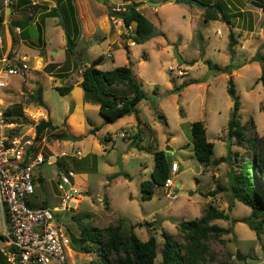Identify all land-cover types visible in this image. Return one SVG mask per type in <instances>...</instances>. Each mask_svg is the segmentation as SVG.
<instances>
[{
    "label": "rangeland",
    "instance_id": "374dc122",
    "mask_svg": "<svg viewBox=\"0 0 264 264\" xmlns=\"http://www.w3.org/2000/svg\"><path fill=\"white\" fill-rule=\"evenodd\" d=\"M89 1L98 15L103 13L107 26L100 23L104 27L102 32L97 26L95 13L90 11L89 6L86 8L87 20L80 23L82 35L78 47L81 48L76 55L81 54L80 60H76L68 52L64 61L63 53L53 56L52 51L48 50L54 43L48 36L46 42L43 38L45 43L43 55L47 66L51 65L53 68L47 70L45 67L38 73L32 68L35 65L38 67L41 59L31 61L27 79L15 76L11 85V88H17L24 82V87L32 91L28 95L30 99L31 95L42 90L43 100L51 112L53 125L58 128L48 129L41 134L40 140L35 139L36 150L41 152L46 160L52 156L57 159L54 165H49L46 161L34 170L36 195L33 205L39 207L46 202L51 208L61 206L65 190L60 188V176L69 169L74 170L77 175L73 185L82 191V194L75 196L70 202L71 212H61L59 217L65 224L71 241L70 245L64 248L65 264H87L97 257L93 245L79 240L82 225L103 228L117 224L120 219H123L126 228L131 227L142 241L148 240L150 236L156 237L158 242L156 261L159 263L162 261L160 251L164 233L174 235L178 243L183 242L179 224L182 221L201 218L210 205L229 213L232 218L230 221L218 220L214 223L224 228H233L232 233L212 242L211 254L215 256L212 264H264V235L259 239L248 225L233 221L248 218L251 209L238 200L232 202L231 192L218 189L219 186L224 188L229 186L231 172L238 171L237 166L243 159H252L257 155L258 148L252 149L247 143L243 147L233 145L232 150L237 154L233 161L236 159V163L205 168L195 159L193 145H189L188 141L190 123L202 121L207 129L208 140L215 145L214 156L220 158L227 155L228 122L233 108V100L228 94V81L231 78L240 98L242 122L249 126L247 138L255 136L264 138V77L261 79L264 70V51L260 53V59L254 61L259 46L264 43L262 11L247 4L245 0H220L231 8L233 26H230L221 18L217 19L218 22L207 23L195 18L191 23L185 7L177 3L162 11L164 17L163 21H160L156 14L155 17L151 15L155 7L141 5L147 3L146 0H104L105 5L98 0ZM258 1L264 4V0ZM2 4L3 0H0V6ZM134 6H138L137 9L145 8L143 14L162 34L144 43L130 46L129 43L133 40L130 37L131 32L127 28L124 31L122 27V33H118L115 25L120 19L115 17L114 13H123ZM103 7L106 9L99 11ZM208 13L211 18H216V11L210 9ZM59 23L62 25V20H59ZM67 24L66 31H72L70 22ZM231 32L237 41L233 52L228 49ZM103 35L109 37L103 40ZM118 35L128 45L109 46L110 38L113 40ZM180 35L182 43L178 41ZM24 45L30 49H39L36 43ZM175 50L184 58L185 64L177 62L174 57ZM109 51L113 52L115 60L107 55ZM101 54H105L103 61L98 64L101 70L113 69L115 65L125 66L128 65V60H131L132 64L128 67L137 74L147 96L137 108L140 119L149 125L143 128L142 145L149 144L153 146V150L165 151L171 161H177L180 165L179 172L174 176V188L177 190L175 200L166 198L162 187L156 188L152 200L141 199L140 183L150 179L154 168V156L135 149L133 143L136 137L132 125L119 127L117 124H106L96 103H89L92 107L86 110L77 107L73 113L75 104L57 92L56 87L72 84L75 77L80 76L84 65L89 66ZM55 59L59 61L56 62ZM207 60L221 67L232 63L234 65L232 74H214L205 63ZM58 65H62L64 73H67L63 77L66 81L64 83H61L62 71L57 69ZM171 67L175 68V71H170ZM179 70L184 74L179 75ZM176 77L178 79L183 77V81L195 78L199 83L189 86L179 94H173L171 90L175 85L173 79ZM16 92L17 90H13L9 94V102L15 105L17 103L22 110L42 108L38 102L33 101L34 99H31L30 106L27 105L22 100L23 92L15 96ZM152 105H156V108ZM32 114L37 117L34 112ZM40 115L41 113L33 122L34 126L38 125ZM133 115L136 119V114ZM72 116L77 118L79 123L84 118L85 136H75L74 131L68 128L67 119H71ZM80 116L83 118L80 119ZM32 127L29 129L27 127L23 132H31ZM69 132L82 140L76 143L66 141ZM123 132L126 134L122 138L120 133ZM108 133L112 134L109 135V139ZM96 140H99L103 148H110L104 157L100 158L98 168L92 163V158H95L93 153H98L94 148ZM168 147L174 151L167 152ZM62 151H67L69 156L60 158ZM76 151L82 152L81 159L74 158L73 154ZM125 155L127 157H124ZM123 169L133 175V182L124 176H115V171L122 172ZM213 192L215 194L210 195ZM72 216H79L81 221L72 219ZM2 230L3 218L0 210V238ZM82 244L93 250L91 255L81 252ZM238 251L246 258L245 261L237 260L235 256Z\"/></svg>",
    "mask_w": 264,
    "mask_h": 264
},
{
    "label": "trees",
    "instance_id": "16d2710c",
    "mask_svg": "<svg viewBox=\"0 0 264 264\" xmlns=\"http://www.w3.org/2000/svg\"><path fill=\"white\" fill-rule=\"evenodd\" d=\"M202 2L209 5V10L212 9L217 12L216 18H211L212 16L207 15L206 21L221 18L228 22L230 26H233L230 16L231 8L226 3L220 0H202ZM137 7L134 6L123 12L126 17L122 21L127 29L133 23L137 24L136 32L134 34L130 33V37L136 43H144L146 40L162 34ZM30 8L25 9L24 12L28 13ZM130 10H132L131 13ZM45 15L62 20L65 31L67 29L66 26H68L67 22H70L72 31H66L67 50L77 60V47L82 30L81 22L77 16L75 0H58L57 7L45 12ZM31 18V14L28 13L24 23H17L19 27L25 29L24 37H29L28 26L32 22ZM0 20L2 19L0 18ZM39 32V37L35 43L43 55L45 43L41 36V31ZM236 43L235 35L231 32L228 45V49L231 52H233ZM104 57L103 54L99 55L83 70L81 86L84 90V99L87 103L99 105V112L105 119L106 124H115L127 116L136 114L138 132L135 134L136 141L133 143V146L140 151L153 152L154 154L155 166L151 173V179L140 183V197L143 201H149L154 197L156 188L163 187L166 180L170 177L171 166L174 161H171L167 157L165 151L153 150V146L149 144L146 146L142 145V142H144L143 128L148 125L140 119L137 111L138 105L147 99L143 85L131 67L117 66L111 70L99 69L97 66L103 61ZM205 63L214 74L231 75L234 69L232 63L225 67H221L210 60H207ZM51 67L49 65L46 69L50 70ZM60 70L62 71L60 74L64 77L67 74L64 73V67H61ZM263 77L264 70L261 79ZM198 83L199 81L195 79L185 80L182 84L175 85L172 93L179 94L187 87ZM72 89L73 86L71 85L56 87L59 95L63 97L70 94ZM154 91L156 93V89ZM228 94L233 100V108L228 122L227 155L220 158L214 156L215 145L208 140L207 129L204 123L202 121H195L191 123L194 157L205 168L210 166L219 167L225 163H236V159L233 161L234 156L237 155L232 150L233 145L243 147L247 143L252 149L258 148L257 155L252 159L245 158L238 164V171L235 173V182L233 184L236 194L235 200L249 207L251 215L248 218L235 219L233 221L248 225L260 239L264 235V138L259 136L247 138L249 126L242 122L240 114L241 102L237 95L233 78L228 81ZM31 99L38 102V93L31 95ZM152 106L156 108V105ZM14 109L16 113H19L16 115L24 116L21 106L14 107ZM160 117L162 116L160 115ZM23 119L25 122L28 121L25 117ZM38 152L33 145L29 149L25 165L29 164ZM115 176H124L128 180H132V177L124 172H119ZM218 189L220 191H229L228 187L219 186ZM214 194L213 192L210 195ZM47 207L48 204L45 202L38 208ZM60 216V213H58L57 217L59 218ZM72 219L81 221L79 216H72ZM218 220L230 221L232 218L229 213L219 210L215 205H210L201 218L182 221L179 224L183 242L178 243L174 235L165 232L164 242L160 251L162 261L159 263L156 261L158 257V242L156 237L150 236L148 240L142 241L131 227L129 229L126 228V223L123 219H120L117 224L103 228L82 225L80 227L79 240L82 243L94 246V252L97 257L87 264H212L215 261V256L211 254L212 242L214 240H221L222 236L233 232L232 227L224 228L214 223ZM149 225L152 226V224ZM80 250L86 254L93 252V250L83 244ZM0 262L6 264L1 250Z\"/></svg>",
    "mask_w": 264,
    "mask_h": 264
},
{
    "label": "built area",
    "instance_id": "2783aa9c",
    "mask_svg": "<svg viewBox=\"0 0 264 264\" xmlns=\"http://www.w3.org/2000/svg\"><path fill=\"white\" fill-rule=\"evenodd\" d=\"M11 4L10 0H3L4 12ZM2 13L3 11H0L1 16ZM130 29L131 27L128 28ZM21 32V28L14 30L18 38ZM30 70L27 56L17 57L7 51L4 36L0 31V210L3 216L1 234L6 243V248L1 251L6 264H65L64 248L68 247L71 241L65 224L57 214L71 212L70 202L75 196L82 194V191L73 185L77 175L74 170L69 169L60 176V188L65 190L61 206L38 208L33 205L36 195L34 170L46 161L49 165H54L57 158L52 156L46 160L45 156L38 152L33 160L25 165L29 149L35 144L37 125L34 126L33 122L37 118L32 112L28 114L26 111L23 117L17 116L12 109L14 103L9 102V94L13 78L20 76L27 79ZM83 70L81 69V74ZM170 71H175V68L171 67ZM178 73L184 74L182 70ZM24 117L28 119L27 122ZM31 126V135L22 131ZM121 136L125 137V133ZM68 156L67 151H62L59 155L60 158ZM73 156L81 159L82 152L76 151ZM179 170V163L173 162L171 175L162 187L169 200L177 198L174 176Z\"/></svg>",
    "mask_w": 264,
    "mask_h": 264
},
{
    "label": "crops",
    "instance_id": "0c3cea01",
    "mask_svg": "<svg viewBox=\"0 0 264 264\" xmlns=\"http://www.w3.org/2000/svg\"><path fill=\"white\" fill-rule=\"evenodd\" d=\"M10 1L12 2L11 7L10 8H7L5 12H4L3 5L0 6V11H3L2 16L0 15V18L2 19V20H0V31H1V33L4 36L7 51L11 52L12 54H15L17 57L18 56H23V55L24 56H27V58L29 59V64H30L31 61L36 62L37 60H40L41 59L42 62L40 64H38V67H36V65H35L32 68V70H35L38 73H41L43 71V69L45 67H47V64L48 63L46 61L45 55H42L39 49H30L27 45H24L25 43L26 44L35 43L36 40H37V39H34L30 35V32H29V27L31 26L32 23H34L37 26V30H38V33L39 34H40L39 31H41V36L43 38H45V42H46L47 37L50 36L51 40L54 43V45L51 47L50 50H48V52L52 51L51 54L53 56H58V55H60V54L63 53L62 54V61L66 60V58H67V52H68V50H67L66 31L64 30L63 26L59 23V20H60L59 18H57V17H46V15H45V12H48L49 10H51L54 7H57L58 0H10ZM198 1H201L202 2V0H198ZM142 2L143 1H139V3H142ZM145 2H153V3H160L161 4L159 7H155L154 10H153V12H152V14H151L152 17H155V14H156L157 17H158V19L160 21H163V17H164L162 11L166 7H171L172 5H174V4L177 3L178 5L185 7V12L190 15L191 23L193 22V20H195V18L198 19V20H200V21H204L205 23H207V22H218L217 20H209V21H206V16L210 14V13H208V10H209V5L208 4H207L208 5L207 8H200V7L195 6L194 4L193 5H184V4H181V3L177 2V1L173 3V2H171V0H160V1H157V0H146ZM35 4H40V5L48 6L49 7V10H46V11L39 10L37 12V14H36V16L34 18V21L33 22H30V25L28 26L29 37H24L25 29L19 27L17 25V23L18 22L19 23L20 22L21 23H24L25 22V20L27 18V14L28 13L31 14L30 13V10H31V8ZM75 5H76V10H77V16H78V19L80 20V22H84L85 20H87L86 18H87L88 11L86 10V8H88V6H89L90 11L91 12H94L95 15H96V18H97L96 20H97V23H98L97 26H99L101 28V31L103 32V29H104L103 26H105L107 24V20H106L105 16L103 15V13H100L99 15L96 13L97 11L93 7L92 2H90L89 0H75ZM102 5H103V3H102ZM27 8H30L29 11H28V13L27 12H24V10L27 9ZM104 9H106V8L103 7L102 10H99V11L102 12V11H104ZM144 9L145 8H141V9H138V10L140 12H142V11H144ZM258 10H261V9H258ZM142 14H143V12H142ZM116 22H117L116 25H115L116 30L118 31V33L121 34L122 33V27H124L123 28L124 31H125L126 27H125V25H124V23H123L122 20H118ZM100 23H102L103 26ZM130 27H131L130 32L132 34H134L136 32V30H137V24L136 23H133ZM15 28H21L22 29V32H21L19 38L14 33ZM193 29H194V27H193ZM218 33H220L219 30H218ZM38 37H39V35H38ZM107 37H109V36H104L103 35V40L104 39H107ZM99 41H102V40H99ZM178 41L180 43H182V35H180V38H179ZM135 43L136 42L134 40H131V42L129 43V45L130 46H133V45H135ZM117 45H118V47H120L122 45H128V43L126 44L125 43V40L120 39V36L119 35L117 36V38H115L113 40L110 38V40H109V46H113L114 47V46H117ZM181 46L182 45H180V47ZM80 48H81V46H79L77 48V52L80 51ZM46 51L47 50H45V52ZM109 52L110 53L107 54V55L110 58H112V59L115 60V56H114L113 52L112 51H109ZM87 54H88V50H87ZM80 55L81 54H79L78 57H77V60L78 61L80 60V57H79ZM103 55L105 56V54H103ZM55 60H56V62L59 61V59H55ZM131 64H132V62L129 59L128 60V65H125V66H129ZM61 66L62 65H58L57 66V69L60 70L61 69ZM87 66L88 65H86V66L84 65V68L87 67ZM117 66H122V65H115V67H117ZM77 70H80V69H77ZM133 72L135 73L134 70H133ZM135 75L138 78V76H137L136 73H135ZM50 79H53V77H50ZM61 79H63V77ZM192 79H195V78H192ZM173 80L175 82V85H180V84H182L184 82L183 81V77H182V79H178V77H176ZM195 80H198V79H195ZM82 81H83L82 74H80V76L77 75L75 77L73 83L72 84H69V85L73 86V89H72L71 93L68 94V95H66V96H64V98L67 99V101H69L70 103H74L75 104L74 109H73L74 110L73 113L76 111L77 107H79L81 110H83V108H84V110H86L89 107H92L89 103L84 102V100H83L84 99V90H83V88L81 86ZM64 82H66V81H64V79L61 80V83H64ZM24 85H25V83L24 82L23 83L21 82L19 84V87H17V88H11V92L13 90H17V92L15 93L16 94L15 96H17V93H20L21 90H22V92L24 94L23 95L24 97L22 98V100H24V102H26V104L30 106L32 100L28 97V95L31 94L32 91H30L29 88H25ZM20 86H23V88L20 87ZM172 90H171V93H172ZM19 96H21V95H19ZM141 103L138 105L137 108L140 107ZM14 107H17V103H16V105L15 104L13 105V108L12 109H13V112L15 114H19V113H16L15 112ZM97 109H99V106H97ZM24 111H26V113H29V112H32L33 113L34 112L35 114H37V117H38V114L41 113L39 120H37L39 122L41 120H46L48 117L51 119V112L48 109V107H47L46 110L45 109H42L40 107L37 108L36 110H32V109H26L25 110L24 109L23 110V115L25 113ZM20 117H22V116H20ZM79 118L81 119V118H83V116H80ZM83 119H82V122L81 123L77 122V118H74L73 116H72L71 119H67L68 128H70L71 130L74 131L75 136H85L86 130H85V123H84V120ZM115 124L119 125V127L131 126L132 125L131 127H133V132L135 134L138 132L137 120L135 119L134 115L127 116V117L119 120ZM115 124H113V125H115ZM182 125H184V124H182ZM112 126H110V127H112ZM26 129H27V127L24 128L22 131H25ZM29 133H31V132H29ZM123 133L126 134V132H123ZM123 133H120V135L123 134ZM109 135L112 136V134L108 133V139H109ZM188 141H190L189 142L190 143L189 145H192V139H191V123H190V138H189ZM94 148L96 149V151L98 153L97 154L96 153H93L94 156H95V158H92V163H93V165L96 164V168H98L99 167V163H100V158L101 157H104V155L106 154V151L109 150L110 148H106V149L103 148L100 145L99 140H96L95 141ZM135 149H137V148H135ZM139 152H145V153L153 154V152L150 153V152H147V151H140L139 150ZM100 154H103V156H100ZM153 156H154V154H153ZM124 157H127V156L125 155ZM142 157H144V156H142ZM122 162H123V159H122ZM174 162H177V161H174ZM154 166H155V161H154ZM122 172H124L126 174H129L132 177V180L131 181L133 182V179L134 178H133V175L132 174H130L128 171H125V169H123ZM117 173H119V171H115L114 172V174H117ZM150 179H151V176H150ZM2 218H3V216H2ZM5 248H6V243H5L4 239L1 236V238H0V250H3Z\"/></svg>",
    "mask_w": 264,
    "mask_h": 264
},
{
    "label": "water",
    "instance_id": "95a60500",
    "mask_svg": "<svg viewBox=\"0 0 264 264\" xmlns=\"http://www.w3.org/2000/svg\"><path fill=\"white\" fill-rule=\"evenodd\" d=\"M99 2L105 4L104 0H98ZM247 4H251L252 6L258 8V9H261L263 14H264V4H261L260 2L256 1V0H245ZM171 2H176L175 0H171ZM179 3L181 4H184V5H195L197 7H200V8H207L208 5L207 4H204L202 3L201 1H198V0H180L178 1ZM144 4H147L149 6H153V7H159L161 4L160 3H153V2H147V3H142L141 5H144ZM39 10H43V11H46V10H49V7L48 6H44V5H40V4H35L31 10H30V13H31V16H32V22L34 21V18L37 14V12ZM132 10H130V13H131ZM114 16L117 17L118 19L120 20H124L126 15L123 14V13H114ZM29 32H30V35L34 38V39H38V30H37V26L36 24L32 23L31 26L29 27ZM264 51V43L261 44L257 50V54H256V57L254 59V61H258L260 59V53ZM174 57L176 58L177 62L179 64H185V61L184 59L182 58V56L180 55V53L178 52V50H175L174 51ZM38 103L39 105L44 108V109H47L45 103H44V100H43V94H42V90H39L38 91ZM71 112H72V109H71ZM48 129H51V130H55L56 127L53 125V122L52 120L48 117L46 120H41L38 125L36 126L35 128V139L38 140L40 137H41V134L48 130ZM66 141L68 142H73V143H76V142H79L81 141V138H78V137H75L73 136L70 132L68 133L67 137L65 138ZM166 151H171L173 152L174 150L172 148H167ZM235 182V173L234 172H231L230 176H229V186H228V189H229V192H231L232 196V202L235 200L236 198V194L234 192V189H233V184ZM238 261H245V257H243L240 253V251L237 252L236 256Z\"/></svg>",
    "mask_w": 264,
    "mask_h": 264
}]
</instances>
